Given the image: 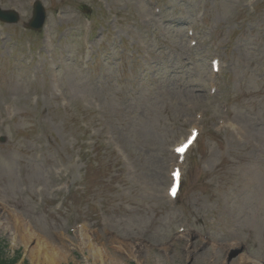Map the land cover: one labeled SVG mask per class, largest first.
Instances as JSON below:
<instances>
[{
  "label": "rangeland",
  "instance_id": "obj_1",
  "mask_svg": "<svg viewBox=\"0 0 264 264\" xmlns=\"http://www.w3.org/2000/svg\"><path fill=\"white\" fill-rule=\"evenodd\" d=\"M31 1L0 0V264H264V0H41L40 36Z\"/></svg>",
  "mask_w": 264,
  "mask_h": 264
},
{
  "label": "bare ground",
  "instance_id": "obj_2",
  "mask_svg": "<svg viewBox=\"0 0 264 264\" xmlns=\"http://www.w3.org/2000/svg\"><path fill=\"white\" fill-rule=\"evenodd\" d=\"M17 228H18V234H21L22 240H23V244L25 246V248H29L31 244H36V246H34L33 248V252H35L34 255V261L35 263L40 262V255L41 253H44V255L46 257H53L50 260H54V255L58 254L56 251V248L47 240L43 239V237H41L39 234H35L33 232V230L30 228L29 224L22 222L21 220H18L17 222ZM82 235H86V230ZM85 246L88 249H94L96 250L98 253L103 249L102 245H100L99 242H97L95 239H88L86 238L85 240ZM238 246H233L232 248H237ZM17 249H21V246L16 248L14 246V251ZM51 250L50 254L51 256H49V251Z\"/></svg>",
  "mask_w": 264,
  "mask_h": 264
},
{
  "label": "water",
  "instance_id": "obj_3",
  "mask_svg": "<svg viewBox=\"0 0 264 264\" xmlns=\"http://www.w3.org/2000/svg\"><path fill=\"white\" fill-rule=\"evenodd\" d=\"M11 15L12 14H10V13H3V12H1L0 13V18H3L5 20H8L9 22L16 21V17H14V16L11 17ZM43 15H44V11L41 8V6H39L38 9H37V12H36V16L37 17H43Z\"/></svg>",
  "mask_w": 264,
  "mask_h": 264
},
{
  "label": "snow or ice",
  "instance_id": "obj_4",
  "mask_svg": "<svg viewBox=\"0 0 264 264\" xmlns=\"http://www.w3.org/2000/svg\"><path fill=\"white\" fill-rule=\"evenodd\" d=\"M189 143H190V141H189ZM187 147H188V145L185 144V145L181 146L180 148H178L177 151L178 152H184ZM173 175L178 177L179 173L176 172ZM171 192H172V195H175V193H176V187L175 186H173V188L171 189Z\"/></svg>",
  "mask_w": 264,
  "mask_h": 264
}]
</instances>
